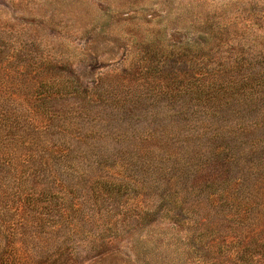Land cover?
I'll list each match as a JSON object with an SVG mask.
<instances>
[{
    "label": "rangeland",
    "instance_id": "obj_1",
    "mask_svg": "<svg viewBox=\"0 0 264 264\" xmlns=\"http://www.w3.org/2000/svg\"><path fill=\"white\" fill-rule=\"evenodd\" d=\"M262 79L264 0H0V163L78 155L54 264H264Z\"/></svg>",
    "mask_w": 264,
    "mask_h": 264
},
{
    "label": "trees",
    "instance_id": "obj_2",
    "mask_svg": "<svg viewBox=\"0 0 264 264\" xmlns=\"http://www.w3.org/2000/svg\"><path fill=\"white\" fill-rule=\"evenodd\" d=\"M257 84L264 89V79ZM73 91L78 92L79 89ZM209 110H212L211 106ZM202 131L193 137L205 139L206 129ZM218 136L219 133L212 134L206 141L210 142ZM42 137L45 143H52L49 137ZM30 140L36 138L30 137ZM46 146L43 145L39 151L29 149L24 157L16 156L14 163H0V264H54L59 249L51 235L53 227L55 224L61 226L65 222L70 223V230H75L78 226L72 222L77 220L74 213L79 210L80 205L72 202V192H48L36 188L34 182L38 179L35 176L39 172L43 174V166L48 167L45 172L51 171L52 167L55 168L59 163H66L71 169L72 161L78 155L74 153L70 142L66 148L57 145ZM194 150L191 148L185 154L186 157L178 152L169 157L194 161L191 155ZM37 158L41 163L33 162ZM50 175L54 176L53 173ZM66 184V181H62L61 185L67 190L70 185ZM55 199L61 202L59 207L52 205ZM56 212H59V218L55 217ZM65 240L66 237H62V243Z\"/></svg>",
    "mask_w": 264,
    "mask_h": 264
}]
</instances>
